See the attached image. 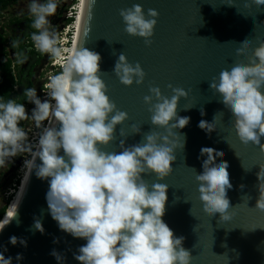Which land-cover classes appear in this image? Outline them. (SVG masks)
<instances>
[{
	"label": "clouds",
	"instance_id": "obj_1",
	"mask_svg": "<svg viewBox=\"0 0 264 264\" xmlns=\"http://www.w3.org/2000/svg\"><path fill=\"white\" fill-rule=\"evenodd\" d=\"M251 2L257 7L264 6V0ZM95 3L96 0H80L77 31L81 18ZM57 7L58 0H30L28 4L31 26L36 30L31 34L35 49L48 54L61 65L62 71L49 74L43 100L35 88L25 89L24 97L34 105L31 115L23 103L0 98V166L18 153H30L31 159L27 161L30 174L34 172L37 178L49 184L46 201L51 217L63 232L86 240L73 254L80 264H190V251L183 247L185 238L175 236L162 219L168 185H149L144 179L148 174H155L163 181L172 173L175 151L185 146L173 130L183 129L190 123V117L178 115L179 101L188 93L169 85L174 94L168 98L160 88L151 87V95L144 97V102L150 105L151 123L165 129L167 134L151 131L144 135L142 142L126 147L127 136L121 129L120 136L125 138L119 143L121 151L102 150V146L115 140L117 126L129 117L106 94L108 89L100 75L102 57L99 53L74 46L71 55L65 57L68 49L62 47L61 38L48 19L55 15ZM120 16L127 34L141 37L146 45H151L159 16L157 10L148 9L145 14L141 5L134 4L121 9ZM250 43L249 38H242L236 52H246ZM25 59L18 57L20 63ZM112 71L125 86L143 84L146 76L141 64L133 65L123 53ZM210 89L219 94L220 101L235 118L234 128L240 141L264 146L261 143L264 137V41L253 49L248 64L239 60L232 62L218 78H213ZM201 115H205L203 110ZM29 119L42 129L36 144L29 141L28 133L20 126L21 121ZM215 119L216 116L213 121ZM198 126L209 135L216 129L213 122L206 120H201ZM132 129V134L141 132V126L133 124ZM214 154L222 156L223 152L212 147L201 149V156L206 159L203 171L196 175L200 207L205 213H219L221 221H228L231 217L227 190L232 187L228 163L216 160ZM259 166V197L255 208L264 211V164ZM16 195L17 190L11 194L7 210ZM17 208L18 205L0 224V232L16 215ZM33 228L44 232L39 218L35 219ZM9 242L13 246L17 243L27 246L26 240L16 236H11ZM51 255L58 264H65V256L58 251L53 250ZM22 259V254L15 257L17 264ZM0 264H13V258H6L0 252Z\"/></svg>",
	"mask_w": 264,
	"mask_h": 264
},
{
	"label": "water",
	"instance_id": "obj_2",
	"mask_svg": "<svg viewBox=\"0 0 264 264\" xmlns=\"http://www.w3.org/2000/svg\"><path fill=\"white\" fill-rule=\"evenodd\" d=\"M134 4L141 5L145 14L148 9L159 13L150 46L143 38L125 32L120 10ZM95 16L88 50L102 57L100 75L107 85L106 94L129 117L117 126L115 140L102 146V150L121 151L119 143L125 139L120 136L121 129L127 136L126 147L142 142L151 131L166 135L165 129L152 125L150 105L144 97L151 95V87L160 88L168 98L174 94L172 88L184 89L188 95L180 99L178 115L190 117V123L173 131L185 146L176 149L173 171L163 181L155 174L144 176L149 185H168L162 219L175 236L185 238L183 247L190 251V264H264V211L255 208L264 146L240 141L234 128L235 118L219 94L210 89L213 78H218L232 62L248 64L253 49L264 41V6L257 7L251 0H99ZM244 37L251 43L246 52L237 53V44ZM121 53L133 65L141 64L146 73L143 84L125 86L116 77L112 70ZM201 110L205 115H201ZM201 120L213 122L216 129L207 134L198 126ZM133 124L141 126L140 133L132 134ZM261 143L264 144V137ZM203 147L221 149L223 155L214 157L228 163L232 185L227 190L231 217L228 221H221L219 213L211 215L200 207L196 175L203 171ZM48 189V182L37 178L21 213L0 235V252L6 258L12 257L13 264H17V254L23 256L19 264H58L51 255L53 250L65 256V264H80L73 254L86 240L60 230L48 210ZM36 218L43 224V233L33 228ZM11 236L26 240L27 246H13L9 242Z\"/></svg>",
	"mask_w": 264,
	"mask_h": 264
},
{
	"label": "rangeland",
	"instance_id": "obj_3",
	"mask_svg": "<svg viewBox=\"0 0 264 264\" xmlns=\"http://www.w3.org/2000/svg\"><path fill=\"white\" fill-rule=\"evenodd\" d=\"M73 2V0H58V7L55 15L48 18L51 22L52 28H54L59 34L61 45L64 48L66 47L65 45H67L65 43L71 39L74 32V29L71 26L72 22L69 20L73 15L72 13H75V10H73ZM29 3L30 0H18L15 4L3 11V16L0 19L2 32L6 33L9 38V43L6 46L8 55L11 58L17 57V53L13 49V43L15 41H23L24 38L27 39L31 32L29 24L32 17L29 15L28 11ZM25 49L28 50L25 54L26 59L23 63H20L15 70V73H20L23 79V84L17 87L22 96L25 90L24 84H26L29 79V69L38 59L37 54L29 51V45H26ZM53 63L54 61L48 54H42L41 61L34 67L33 75L30 79L33 84L32 88L37 90V95L42 100L44 99L43 95L46 90L44 85L48 82L49 74H57L61 70L59 66L54 68L52 65ZM33 107V104L26 101L25 108L29 115H31ZM47 124L48 121L46 122V125ZM20 126L28 133L29 141L36 144L38 140H36L34 136L39 129L35 126V123L30 119L23 120L20 122ZM30 159V153L21 152L16 156L9 158L3 165L0 172V210L7 205L11 194L15 193V190L18 191V185L20 184L19 186H21V180L23 181V179H25L24 176L29 169L27 161Z\"/></svg>",
	"mask_w": 264,
	"mask_h": 264
},
{
	"label": "trees",
	"instance_id": "obj_4",
	"mask_svg": "<svg viewBox=\"0 0 264 264\" xmlns=\"http://www.w3.org/2000/svg\"><path fill=\"white\" fill-rule=\"evenodd\" d=\"M18 0H0V19L3 16V11L8 9L11 5L15 4ZM21 20V19H19ZM72 22L73 19H70ZM69 21V22H70ZM30 28L31 32L29 34V41L27 44H24L22 40L19 42L15 41L13 43V49L17 53V57L10 58L7 52V44L9 43V38L6 33L2 32V26L0 21V98L7 101L9 99L16 100L17 103H23L26 104V98L20 94L17 87L19 85L23 84V79L21 77L20 73H15L16 68L19 66L20 62L18 61V57H25L26 52V45H29L30 52L37 54L38 59L33 63L31 68L29 69V79L28 82L25 85V89L32 88L33 84L31 83V76L33 75V69L34 67L41 61L42 54L35 50L34 43L31 40V34L36 31L34 28H32V20H30ZM15 44V46H14ZM25 92V90H24ZM3 166H0V172L2 170ZM12 199V196L10 197L9 201ZM9 203V202H8ZM8 205H5L0 210V220L3 218L7 211Z\"/></svg>",
	"mask_w": 264,
	"mask_h": 264
},
{
	"label": "bare ground",
	"instance_id": "obj_5",
	"mask_svg": "<svg viewBox=\"0 0 264 264\" xmlns=\"http://www.w3.org/2000/svg\"><path fill=\"white\" fill-rule=\"evenodd\" d=\"M98 1L96 0V3L92 6H90V8L88 9V11L85 13V15L81 18V22H80V27H79V31H77V18L80 16V9H79V4H78V13H76V23H75V27H76V34H75V40L73 43V46L70 49V55H71V51L73 49V47H79V48H87L88 49V45L90 42V38L92 35V31L94 28V24H95V15L97 12V8H98ZM39 163V161H38ZM25 179H23V181L21 182V188L18 189L17 191V195L15 197V199L13 200V202L11 203L8 212L5 214V217L3 218L2 221H0V224H2L4 222V220L8 219V213L13 212L14 208L16 205H18L17 208V213L16 215L11 219V222L5 226V228L3 229L2 232H0V235H2L3 232H5L7 230V228L13 223L15 222V220L17 219L18 215L21 213L22 210V205L25 202V200H27V198L29 197V191L32 188L34 181H36L37 177L35 175V173L33 172L32 175L30 174V170L28 169V171L26 172Z\"/></svg>",
	"mask_w": 264,
	"mask_h": 264
},
{
	"label": "built area",
	"instance_id": "obj_6",
	"mask_svg": "<svg viewBox=\"0 0 264 264\" xmlns=\"http://www.w3.org/2000/svg\"><path fill=\"white\" fill-rule=\"evenodd\" d=\"M74 2V5H73V10H75V13H72L73 15H72V17H71V19H73V21H72V23H71V26L73 27V29H74V32H73V35H72V37H71V39L69 40V41H67V43H65V44H67V45H65L66 47V49H68V52H66L65 53V57L67 58L68 56H70V49H71V47L73 46V43H74V38H75V34H76V27H75V23H76V20H75V18H76V13H78V4L80 3V0H73ZM70 20V19H69ZM53 65V67L54 68H57V66H59L60 68H61V70L59 71V72H61L62 71V67H61V65H59V64H56L55 62L52 64ZM46 92H47V89L45 90V93H44V95H43V97H44V99L46 98ZM46 122L47 121H45L44 122V124L46 125ZM39 130L37 131V134H35V138H36V140H38L39 139V136H40V134H41V131H42V129L41 128H38Z\"/></svg>",
	"mask_w": 264,
	"mask_h": 264
},
{
	"label": "flooded vegetation",
	"instance_id": "obj_7",
	"mask_svg": "<svg viewBox=\"0 0 264 264\" xmlns=\"http://www.w3.org/2000/svg\"><path fill=\"white\" fill-rule=\"evenodd\" d=\"M28 41H29V36L27 37V39L26 38H24V40H23V43L24 44H27L28 43ZM11 58V57H10Z\"/></svg>",
	"mask_w": 264,
	"mask_h": 264
}]
</instances>
